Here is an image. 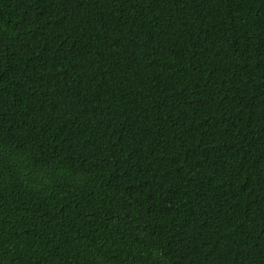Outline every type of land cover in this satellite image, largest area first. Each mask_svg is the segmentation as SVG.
<instances>
[{
  "label": "trees",
  "instance_id": "trees-1",
  "mask_svg": "<svg viewBox=\"0 0 264 264\" xmlns=\"http://www.w3.org/2000/svg\"><path fill=\"white\" fill-rule=\"evenodd\" d=\"M0 264H264V0H0Z\"/></svg>",
  "mask_w": 264,
  "mask_h": 264
}]
</instances>
